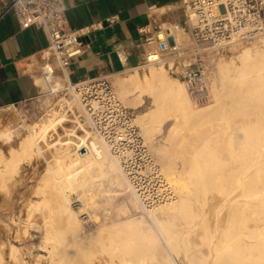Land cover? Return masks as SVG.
I'll return each mask as SVG.
<instances>
[{"label":"bare ground","instance_id":"bare-ground-1","mask_svg":"<svg viewBox=\"0 0 264 264\" xmlns=\"http://www.w3.org/2000/svg\"><path fill=\"white\" fill-rule=\"evenodd\" d=\"M262 38L259 46L243 45L235 52L234 58L220 60L219 87L213 83L214 102L204 112H197L191 107L183 82L167 76L162 66L148 65L149 68L142 75L138 73V66H135L127 75L116 78L122 94L127 91L141 92L152 85L160 90L159 96L154 99L155 105L152 109L137 118L147 138L151 130L147 123L155 122L157 117L173 116L172 125L168 126V129L173 134L178 133V135L174 134L177 136L174 138L182 140L185 137L184 131L195 123L194 120L198 125L202 119L209 122L213 119L224 120L229 116L224 103L226 97L233 99L232 110L235 116L246 113L247 106L241 104L240 100L248 97L253 102L250 112L254 114V120L250 122L248 118L249 122L240 123L245 131L243 151H234L230 142L218 146L219 134L223 138L230 137V131H220L210 138L213 141L206 154L210 161L201 162L199 158L204 155L194 153L192 167L189 170L178 171L171 157L161 152L163 145L157 146L159 162L163 166L161 171L172 185L175 184L178 194L172 200L154 206L155 209H147V212L166 240L168 248L170 243L173 249L176 248L184 255V257L175 255L177 262L182 259L185 261L184 264H264V38ZM59 70L57 77L63 78L64 68ZM229 72L232 74L229 75ZM42 81L46 88L53 91L58 88L66 89L68 82L64 80V83L57 87L56 82L44 79ZM70 104V101L65 100L60 104L59 109L51 110L34 131H28L21 137L16 147L8 149L7 155L0 149V182L3 183L7 176L16 172L22 161L29 163L30 159L41 152L39 140L47 131L62 126L68 118V112L71 111ZM73 131L67 134L63 141L59 140L55 144L57 147L54 146V156L57 160L69 159V162L80 160L82 163H79L83 165L81 171H84L74 177L70 176L71 178H68V173L67 184L63 185L59 180L61 178L58 179L53 170L46 168V176L38 187L40 197L35 198V201L29 199L27 204L29 210L27 209L26 219L32 212L35 213L34 210L42 217L43 222H39L46 228V231L42 230L45 235H42L50 244V249L47 251L50 262L52 264H176L173 258L166 254L159 235H156V231L145 219H124L129 207L123 199L115 205L116 213L113 212L114 215L112 214L110 219H106L108 216L104 219L95 217V220H99V224L92 227L85 221L83 222L87 226L82 223L77 215L78 212L72 209L74 206L71 207L69 204L70 189L83 184L87 185L89 190L100 191L102 184L100 182L104 177L114 186L123 185L124 182L120 172H117L119 171L117 164L110 160L96 136L92 134L94 138H87L91 131L85 129L87 135L82 133L75 137L76 135H72ZM13 136L14 129L10 126H3L0 130V140L4 142L11 141ZM84 146L86 147L83 148ZM78 150L84 155L79 154V156ZM232 188H238L239 194L236 195L238 192L236 189L235 195H229L228 192L230 189L232 191ZM74 190L76 189L73 188L72 191ZM93 190L83 194L80 200L90 198L93 202L91 206L99 202L95 200L96 192ZM213 190L216 191L215 195L218 194L217 206L207 212L206 208L209 207L208 201H210L207 196L209 191L213 193ZM219 196H222L220 197L222 199H219ZM128 201L132 206L130 208L136 207V200L129 198ZM23 203L25 205V202ZM9 213L11 222L13 220L11 209ZM54 224L60 226L54 227ZM9 231L10 227L7 225L6 234ZM192 235H196L198 241H192ZM101 236H105L102 240L107 241L100 240ZM170 238H174L175 241L173 239V242H170L172 241ZM99 240L104 243H99ZM43 246L41 248H44ZM9 251L16 256V247L13 244ZM177 251L174 252L177 254ZM2 253L0 249V264H8L4 261Z\"/></svg>","mask_w":264,"mask_h":264},{"label":"built area","instance_id":"built-area-1","mask_svg":"<svg viewBox=\"0 0 264 264\" xmlns=\"http://www.w3.org/2000/svg\"><path fill=\"white\" fill-rule=\"evenodd\" d=\"M6 5L21 28L35 25L44 33L47 44L39 54V77L51 82L57 71L66 69L81 52L80 36L101 26L97 22L70 29L64 0H8ZM179 6L184 19L178 33L163 23L151 32L146 27L139 29L149 34L145 37V59L138 67L162 65L185 84L192 105L200 106L212 99L214 73L210 62L215 54L232 42L264 36V0H180ZM65 90L74 93L79 117L112 156L140 206L149 209L172 200L176 195L173 185L162 173L109 76L69 80ZM77 211L82 222L86 221L87 212L81 208Z\"/></svg>","mask_w":264,"mask_h":264},{"label":"rangeland","instance_id":"rangeland-1","mask_svg":"<svg viewBox=\"0 0 264 264\" xmlns=\"http://www.w3.org/2000/svg\"><path fill=\"white\" fill-rule=\"evenodd\" d=\"M262 37L264 38V36H261V37L254 38V39L232 42L231 44L226 46L224 49L220 50L218 53L215 54V56L213 57V60L210 63L213 69L214 83L216 84V86L219 87V62L220 60L223 58L226 60L230 58H234L235 52L243 45L259 46L260 40ZM153 66L158 67L162 65L155 64ZM148 68H149L148 66L138 67V73L142 75V73L147 71ZM163 68L167 76L176 78L175 76L167 72L165 67ZM131 70L132 69H127L119 73H116L114 75H110L109 80L112 83L119 99L122 101V103L126 106L127 110L129 111L131 117L133 118L134 123L139 127L143 135V138L145 140V143L148 145V147L153 152L157 162L160 165V168H162L163 166L161 165V162H159V157H158L159 151L157 149L158 145H163L162 147L164 148V150L162 148L161 152H163V154L165 153L167 157H171L173 161V165L174 167H176L178 171L186 170V169L189 170L192 167L191 166L193 163L192 161H194V158H192L194 153H201L202 155H204V157L199 158L201 162L211 160L206 156V154H208L207 153L208 147L213 141V140H210V138L213 135L218 134L220 131L222 132L224 130L230 131V137L223 138L222 136H220L221 134H219L218 146L230 142L231 146L234 148L233 149L234 151L236 152L243 151L242 147L244 146V143H245V131L240 123H242V121L249 122L248 118H250V122L254 120V114L251 113L253 102L250 98L245 97L239 101L241 104H245L247 106V109L245 110L246 113L240 114L241 116L240 115L235 116L234 111L232 110V106L234 103L233 99H231L230 97H226L224 99V103L228 110L229 116H227L224 120L213 119L212 121H209V122L202 119L198 125L195 124L197 121L194 120L195 123H193V125L187 131H184L185 137L182 140H178L177 138H174V137H177L175 135L176 134L178 135V133L176 134L174 133L175 134L174 135L173 132L168 129V126L171 127L172 125L171 123L173 121V116L166 115L163 117H157L158 119L155 122L147 123L148 128L151 129L148 135L149 137L147 138L145 134H143V130L140 128V124L137 122V118H139V116H142L141 114H146L148 111L152 109V107L155 105L154 99L157 96H159L160 90L155 88L152 85L150 88H145L141 92L127 91L122 94L121 92L122 89L118 87L116 78L123 76L124 74L127 75ZM59 73H60V70L57 71V74ZM231 74L232 73L229 72V75ZM64 78L65 77L63 78L57 77L54 79L57 87H60L62 83H64V80H63ZM176 79L180 80L178 78ZM185 90H186V87H185ZM211 93H212V99L208 103L200 105V106H193L192 103L190 102L188 93L186 91L191 107L197 112L206 111L207 107L214 102V96H213L212 90H211ZM65 100H68L71 102L70 104L71 111L68 112V118L66 119V121L62 124L61 127H56L54 130L47 131L46 133H44L43 137H41V139L39 140V144L41 146V152L35 155L34 158H32V160L30 159L29 163L28 161H25V160L22 161L24 163L21 162L19 164V167L17 168L16 172H13V174L7 176V178L4 180L3 183L0 182V242H1L0 249H1V253L3 252L2 257L4 261H6L8 264H13V263L14 264H22V263L23 264H35V263L36 264H52L49 260V254L47 252L50 249V244L45 239V236H44L45 235L44 231H46V228L41 223L43 222V220L41 219L42 217L38 213V211L34 210L35 213H33L32 212L33 209H31L32 213L30 214V217H27V219L31 217L32 218L28 219L27 221L26 219V212L28 209L27 204L29 202V199L30 200L32 199L31 201H35L34 200L35 198L38 199L40 197L38 187L39 185H41L42 179L46 176V173H45L46 168L53 170L54 172L53 171L52 172L56 173L55 177L58 176L57 177L58 179L61 178L59 180L63 182V185L67 184L68 179H66V177L69 176L68 178H71V177L76 176L77 174H81L84 171V170L81 171V169L83 168V165L80 164L82 163L80 160H76L73 162H69V159L68 160L67 159L57 160L55 159V156H54L55 152L53 151H55V148H54L55 144H57L59 140L63 141L67 134H71L72 130H74L72 132V135L73 136L76 135L75 137H77L78 134H82V133L83 134L85 133V135H87V133L85 132V129L89 130V128L84 125L83 121L81 120L82 118L79 117L80 114L78 115V113H80V107L75 99L74 93L72 91L65 90L64 88H58L56 91H53L49 89L48 87L47 88L42 87L41 92L37 96L31 99H26V100L20 101L15 104H10V105L0 107V130L3 128V126H10L11 129H14V136L11 141L4 142L3 140H0V149L3 151L5 155H7V151L10 147H16L21 137L24 134H26L28 131H34L36 129V126L40 123V121H42V119H44L45 116H47V114L51 110L59 109L60 104L64 103ZM236 103H238V101ZM92 134H93L92 132L90 135L88 134L87 138H90V137L92 138L93 137ZM52 144L54 145L52 146ZM78 151H77L78 155L79 154L82 156L84 155L83 153L81 154V152L80 151L78 152ZM104 151L107 153L110 160H113V158L109 155V153L105 149ZM113 162L115 163L114 160ZM49 166H52V167H49ZM117 172H120V171L117 170ZM63 179L65 180L63 181ZM123 182H124L123 185L114 186V185H111L108 178L106 179V177H104L102 179V182H100L102 183L100 185L101 190L94 191L92 189L93 192H96L95 200L99 201L93 206H91L92 201L90 198L89 199L85 198V200H83L82 198L80 200V198L83 197V194H88L92 190L91 189L89 190L88 186L87 185L84 186L83 184L79 186L78 185L74 186L73 188L76 190L72 191L73 188L70 189L69 204L71 207L73 206L76 207L77 205V208H74V207L72 208V209H75V212H78L77 210H80V208L83 211L87 212L88 218L86 219L85 222H87V224L92 227V225L95 226V224L97 225L99 224L98 222L99 220H95V217L96 219H99V218L104 219L105 216L106 217L108 216L106 219H110L113 212L114 214L116 213L115 205H117L119 201L121 202L122 199L125 200V203H127L126 205L129 207V210L127 209L128 212L124 214L125 215L124 219L126 218H136V219L142 218L143 220L145 219V221L149 223L150 226H152V229L156 231L155 232L156 235H159V240L162 243V246L165 247L164 249L166 250L165 251L166 254L169 257H172L174 262H176V264L178 262H179L178 264H182V263L184 264L185 263L184 260L181 259V261L178 260L177 262V259H175L176 256L184 257V255L181 253V251L179 250L177 251L176 248L173 249L174 247L170 245V243H169V248H168V244L166 240L164 239L160 231L157 229V226L154 223V221L151 219L149 212H147L148 210L146 208L141 207L137 199H134L135 197L130 191V189L128 188V185L124 178H123ZM97 183H99V181H97ZM173 186L175 187V184ZM232 189H233L232 191H230L231 189L229 190L228 192L229 195L231 194L235 195L237 191L236 189L238 188H232ZM80 192L82 194H80ZM209 192H208L209 196H207V199L210 200L208 201L209 203L208 208H210V210L208 211V208H206L207 212H210L212 208L217 206L216 197L218 196V194L215 195L216 191L214 190H213V193L211 191ZM176 194H178L177 188H176ZM238 194H239V189L236 195ZM223 195L224 193L222 194V196ZM222 196H219V199H222L220 198ZM210 197L212 200L214 199L215 200L212 201ZM126 198H127V201L129 200V198H131L132 200H136L137 201L136 207L130 208L131 205L129 204V201L128 202L126 201ZM23 202H25L26 207ZM78 202L79 204H81V206H79ZM98 203L101 204V206ZM23 205H24V208H23ZM21 206L23 209L21 208ZM102 208H105V209H102ZM10 209H11V214L13 216V220L11 222L9 221V217H8L10 216V213H9ZM152 209H155V208H152ZM37 213H38V216H37ZM77 215H79V213H77ZM122 216L123 214L120 215V218H122ZM85 222H82V223L85 225L86 224ZM7 225H9L10 231L9 233L6 234ZM53 226L58 227L60 225L54 224ZM104 237L105 236H101L99 237V239L102 240L104 239ZM173 239L170 238V240H172L170 242H173ZM191 239L192 241H198V238L196 235H192ZM41 241H43V243ZM102 241L106 242L107 240H102ZM102 241H100L99 243L103 244L104 242ZM45 242L46 244L48 243L49 246L46 245ZM11 244H13L16 247V252H15L16 256L10 254L9 250H10ZM37 244L40 246H38ZM41 246H43L44 248H41ZM175 250L177 251V254L174 252ZM13 256L18 257V258H14Z\"/></svg>","mask_w":264,"mask_h":264},{"label":"crops","instance_id":"crops-1","mask_svg":"<svg viewBox=\"0 0 264 264\" xmlns=\"http://www.w3.org/2000/svg\"><path fill=\"white\" fill-rule=\"evenodd\" d=\"M7 1L0 0V107L31 99L46 88L38 69L46 37L35 25L21 28L7 9ZM64 1L70 29L101 23L88 34V40H81V52L64 69L63 80L72 82L138 66L145 59L149 34L139 29L146 27L151 32L163 23L177 32L184 19L180 0Z\"/></svg>","mask_w":264,"mask_h":264},{"label":"water","instance_id":"water-1","mask_svg":"<svg viewBox=\"0 0 264 264\" xmlns=\"http://www.w3.org/2000/svg\"><path fill=\"white\" fill-rule=\"evenodd\" d=\"M7 8H8V7H7ZM89 37H90V36H88V35H83V36H80V40H83V39H87V40H88Z\"/></svg>","mask_w":264,"mask_h":264}]
</instances>
